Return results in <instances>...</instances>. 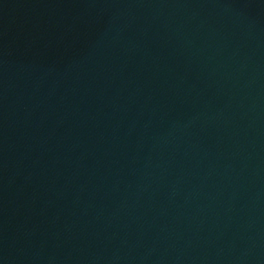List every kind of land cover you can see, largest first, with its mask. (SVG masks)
<instances>
[{
    "label": "water",
    "instance_id": "water-1",
    "mask_svg": "<svg viewBox=\"0 0 264 264\" xmlns=\"http://www.w3.org/2000/svg\"><path fill=\"white\" fill-rule=\"evenodd\" d=\"M0 264H264V0H0Z\"/></svg>",
    "mask_w": 264,
    "mask_h": 264
}]
</instances>
